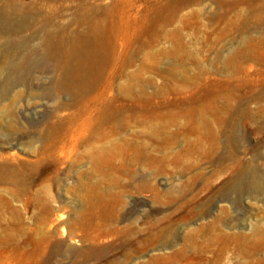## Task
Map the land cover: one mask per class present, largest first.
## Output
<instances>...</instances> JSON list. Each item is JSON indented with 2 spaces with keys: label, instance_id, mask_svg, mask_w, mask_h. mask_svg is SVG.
Masks as SVG:
<instances>
[{
  "label": "rangeland",
  "instance_id": "obj_1",
  "mask_svg": "<svg viewBox=\"0 0 264 264\" xmlns=\"http://www.w3.org/2000/svg\"><path fill=\"white\" fill-rule=\"evenodd\" d=\"M6 1L0 264H264V0ZM80 15L117 30L75 93L45 35Z\"/></svg>",
  "mask_w": 264,
  "mask_h": 264
},
{
  "label": "bare ground",
  "instance_id": "obj_2",
  "mask_svg": "<svg viewBox=\"0 0 264 264\" xmlns=\"http://www.w3.org/2000/svg\"><path fill=\"white\" fill-rule=\"evenodd\" d=\"M29 24L27 14L10 10L8 1L0 0V32L14 33L26 28ZM75 31L59 26L48 30L45 35L46 56L60 53L64 58V66L59 77V85L71 92H79L88 80L89 72H97L101 67L103 51V33L113 40L117 27L112 21L106 23L98 19L80 15ZM67 44L68 47H65ZM22 45L9 54V61L0 73V85L5 89L22 79L21 74L31 73L36 69L34 48L25 50L22 56ZM113 42L110 49H114ZM61 50V51H60ZM97 68L92 69L91 66ZM93 70V71H92ZM237 189V188H236Z\"/></svg>",
  "mask_w": 264,
  "mask_h": 264
}]
</instances>
